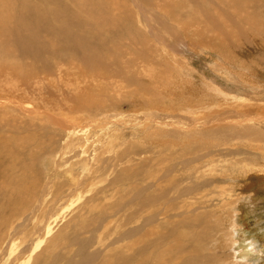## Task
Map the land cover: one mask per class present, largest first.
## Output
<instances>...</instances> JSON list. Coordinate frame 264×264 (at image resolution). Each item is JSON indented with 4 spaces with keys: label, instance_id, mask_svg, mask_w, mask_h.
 <instances>
[{
    "label": "rangeland",
    "instance_id": "374dc122",
    "mask_svg": "<svg viewBox=\"0 0 264 264\" xmlns=\"http://www.w3.org/2000/svg\"><path fill=\"white\" fill-rule=\"evenodd\" d=\"M134 1H122L124 5L117 6L124 9L114 11L115 14L123 13L117 20L119 23L124 21L121 24L123 26L118 22L110 21L105 27L106 34L99 30L94 32L99 36L113 35L116 46V51L113 53L117 56H123L132 51L131 53L135 52V55L141 58L140 60L151 59L157 63L155 70L149 74V78L139 67L127 68L125 66L127 59L113 60L114 63H109L106 57L107 50H98L100 46H96L95 50H97V56L100 55L99 61L104 70L112 71L113 76L117 77L116 82L119 78L125 81H120L124 83L122 86L118 82L117 94H114L116 97H112L113 92L110 90L112 100L114 98L117 101L116 105L120 109L117 107L112 114L107 113L108 121L111 122L102 127L96 121L93 123L92 119L89 121L88 112L70 109L77 103L78 97L84 94L75 86V88L67 86L65 79L63 80L64 72L59 75L57 70L58 67L62 71L64 69L62 64V66L60 63L57 64L59 57L62 60L67 53L79 54L77 45L79 48L80 40L78 42L76 39L80 38L78 28L80 29V24L85 19L84 13H77L78 9L75 5L82 7L83 0H0V9L6 6L13 8L14 12L10 15V17L14 16L10 32H15H13L15 36L12 34L11 39L15 37L13 46L16 50H12L10 60L16 62L19 60L17 63L21 66L23 73L29 75V71L34 72L24 78L18 75V79L16 74L11 72L12 69H9L10 72L0 71V132L3 135L0 143L10 146L9 148L19 146L18 149L15 148L17 151L14 155L1 154L0 161L2 163L6 160L19 161V172L23 166L28 165L39 175V182L35 185H29V179L12 183L13 188L8 190L9 193L15 188L17 191H27L21 195L19 202L0 196V264H115L113 256L126 257L128 254L126 245L134 234V232L131 233V228L136 227L138 231H142L143 219L150 216L144 212L140 200L136 199L145 175H147L146 183L151 197L149 208L160 216L159 222L174 226L179 224V218L183 219L189 215H198L205 219L212 218L213 215V217L218 216L221 220L220 224L216 226L217 228L215 227V231H212L210 235L212 239L207 238L208 244L212 247L210 250L213 255L216 254L217 260L220 261L224 255H229L230 258L223 260V264H264V181L260 180L264 179L263 174L254 173L242 178L238 172L241 166L248 167L250 164L251 167L253 162H258L256 166L262 167L263 164L264 167V40L256 31L251 33L254 28L235 19L230 22L235 23L234 26L227 25L226 35H219L221 38L218 35L214 36L211 32L201 37L202 28L193 29L190 25H182V21L187 19L190 8L199 5L198 0ZM208 1L214 2V0ZM216 1L214 8L221 13L225 7L224 0ZM169 5L174 6L178 17L169 15L167 8L164 9ZM261 9L264 13V7ZM14 10L18 13L16 11L15 14ZM34 11H41L40 16L35 15ZM30 13H33L35 17L30 18ZM214 18L216 20V17ZM45 21L46 23L49 21L48 26ZM43 26L50 27L44 30ZM50 28L56 30L52 31ZM241 28L246 33L238 30V34L235 35L234 30ZM35 30H38V33H35ZM57 30L60 32L64 30L60 36L65 34V37L64 39L60 37L63 41L59 43V46L64 44L63 50L48 48V44L37 38L38 34L43 35L47 32L59 36L55 34ZM87 32L82 33L87 36L91 34L88 30ZM128 32L144 36L148 43L143 44L144 41L137 40L141 43L137 45L138 50L130 47L123 41V36ZM141 48L144 51H141ZM7 60L9 57L4 59L5 65ZM174 63L181 67L177 68ZM114 64L117 65L118 72ZM8 74L18 81L11 79ZM123 76L126 77L123 78ZM94 82L96 84L97 81ZM98 83L102 84L100 81ZM138 85L141 92L137 89ZM125 88L130 89V92L124 90ZM106 90L109 91V89ZM110 91H106V96L111 94ZM180 106L183 108L187 106L186 109L193 111L188 115V111L180 109ZM201 110L212 112L205 115L197 113ZM241 110H249L251 116L258 113L261 118L253 117L254 119L248 122H240L241 115L235 111ZM69 114L71 118L79 116L83 121L80 123L85 129L93 130L89 133L93 136L89 137V148L87 145L79 146L78 153H74L77 149L71 147L77 141L75 135H66L62 138L58 136L60 131L63 133L62 126L70 124L66 120ZM99 114V118L106 119L104 114ZM146 117L150 118V122L157 120L160 123L157 125L150 123L149 128L161 127L163 131L174 134L176 144L159 146L153 144L156 142L149 143L151 137L149 139L144 137L142 132L143 118ZM100 126L104 130L108 128L110 132L113 130L121 140H123L121 137L123 134V138L126 136L124 138L126 142L119 145L122 142L116 137L114 151L98 147L96 141L99 142L104 137L103 135L100 136L102 139L99 138L101 135L99 132L102 131ZM65 132L68 131L65 130ZM23 135H25L23 141L20 142L19 138ZM203 140L214 142L216 146L212 145L210 149L201 148L198 145L203 143ZM129 141L130 144H128ZM103 143L106 145V141ZM141 145H145L144 150ZM127 146H131L132 149ZM85 148L88 151L82 153V149ZM160 148L168 149V151L164 150L162 155H167V158L171 159L163 164L152 161V167L143 168L139 165L150 150L151 153L154 152L150 154L151 157H155L158 154L157 150L161 152ZM127 150H133L129 161L126 157ZM235 151L240 152L237 157H244L245 161L231 163L232 159L227 153L232 154ZM213 152L215 154L209 166L214 169V172L210 174L224 176L225 181L216 183V186L221 187L220 184L223 187L232 186L234 189L232 195L225 194L223 198L218 197L214 201H200L206 200L205 198L187 199V202L193 201L190 211L187 212L183 211L184 204L178 207L179 200H174L176 207L171 211L169 200L173 189L186 185L191 187L193 184L190 179L194 176V159L205 153L213 154ZM93 153L96 163L93 161ZM121 153L123 155L118 156ZM82 158L89 161L91 171L84 170L79 173L76 170L75 163L78 164ZM167 166L173 168L170 174L165 171ZM126 168H132L135 173L132 172L123 179L121 175ZM251 170L256 171L253 168ZM6 191V188L0 187V195ZM215 196L214 194L213 197ZM230 205H234V208ZM226 209L232 211L234 220L229 213L223 212ZM168 212L172 215L171 217H162ZM228 232L231 233V238ZM223 234L228 235V238L224 239ZM203 244L205 245V241Z\"/></svg>",
    "mask_w": 264,
    "mask_h": 264
},
{
    "label": "bare ground",
    "instance_id": "6f19581e",
    "mask_svg": "<svg viewBox=\"0 0 264 264\" xmlns=\"http://www.w3.org/2000/svg\"><path fill=\"white\" fill-rule=\"evenodd\" d=\"M122 1H127V0H83L82 7H80L78 5H75V7H77V9H78L77 13L78 14L80 12L84 13V17L83 18L85 19V21L83 20L84 22H82V24H80V29L78 28V30H80V38L77 37V39H76V40H78V42L80 40V47L78 48V45H77V50H79V54L75 55L74 53H72L73 52L72 51L71 53L74 54V55H69V53H67V54H65V58L63 57L64 59L60 60V57L57 59V64L60 63V65L62 64L63 66L62 65L61 66L64 67L63 71L61 70L60 67H58L57 70H58V74L59 75H60L61 72H64L65 75L63 77V80L65 79L64 82L66 81V85L70 86L71 88H75V87L77 89L79 88L80 92L84 94L83 96L80 95L78 97V99L76 100L77 103L75 104L76 106L72 105L70 109L88 112L89 121H90V119H92L93 123H94V121H96L100 125H102V127L107 125L109 122H111V121H108L107 113L111 112V114H112L113 110L118 107V105H116L117 101L114 98L112 100V97H116L114 94H117L116 86H117L118 82L120 83V86H122V85H124V83H122V82H125V81H122L121 78H119L118 82H116L117 81L116 80L117 77L113 76L112 71H105L104 70V68L101 66L100 61H99V57L98 56H100V55L97 56V53H96L97 50H95V49H97L96 46H100L98 48V50L99 49H106L107 50L106 57L109 59V63L110 62L114 63L113 60H120V59H123V58L127 59L125 61V66L127 68H134L135 69V68L139 67L145 73L144 75H147L148 77H149V74H152V72L155 70V65L157 63V62L155 63V62L151 61V59L140 60L141 58L136 56L135 52L131 53L132 51L131 52H127L123 56L122 55L117 56L116 53H115L116 55L113 53V51H116V48H115L116 46H115V43H114L115 38L113 37V35L111 34V36H109V37H106V35L99 36V35H96L97 34L96 32H94V31L99 30L103 34H106L105 33L106 32V28L105 27H106V25L107 26L109 25L110 21H115V22L119 23V21H117V20H118V18H121L120 14H123V13H120V11L123 10L124 8L123 7H118V6L124 5V4H122ZM198 1H199V5L198 6L194 5V8H192V9L190 8V12L187 14L186 21H182V20L181 21H182V25L183 26L190 25V26H192L193 29L202 28L201 31H200L201 37L203 35H206L208 32H211L212 34H214V36L218 35V37H219V35L220 36L224 35V34L226 35V27H227V25H229L231 27L234 26L235 23L232 24L230 22L232 21V19H235V20H237V22H239L241 20L243 23L251 26V28H254V29H252L251 33L256 31L258 36H260L262 38V40H264V13H263V9H261L262 7H264V0H224V6L226 8L223 7V11H221V13H219L214 8V6L216 5L215 2L217 3L216 0H214V2H209L208 0H198ZM221 6H219L220 9H222ZM260 6H262V7H260ZM5 7L6 6H4L3 8L0 9V56H1L0 60H2V61H0V71H2V72L4 70L9 71V69L10 70L12 69L11 72L13 71L14 74H16L15 75L16 78H18V75L21 76L22 78L28 77L29 75H32L34 72L33 71H29L30 72L29 75H28V73H23V70L21 69V66L17 63L19 60L17 62L14 61V60H12V61L10 60V59H12L10 57V56H12V50H16L15 47L13 46L14 45L13 40H14L15 37L13 38V40L11 39V37L15 36V34H13L14 31L10 32V29H11V26H12L11 24H12L13 19H14V16L10 17V15H11V13H14V12H13V8H9V7L5 8ZM166 8H167V10H166ZM55 9H58V8H55ZM164 9L169 13V15H171L173 17H178V12L176 13V10H175L174 6H170L169 5V6L164 7ZM115 10L116 11L120 10L119 11L120 14H118V13H117L118 15L115 14V12H116ZM261 10H262L263 14L261 13ZM16 11H15V14H16ZM225 11H226V13H225ZM24 12L26 13V11H24ZM128 12L130 13V9H129ZM17 13H18V11H17ZM33 13L35 15H37V16H40L39 14L41 13V11H34ZM33 13L32 14L30 13V18L31 17L32 18L35 17V16L33 17V15H34ZM52 13H53V10H52ZM223 13H225V15H222ZM19 15H21V12H19ZM55 15H56V12H55ZM214 17H216V20H215ZM23 18L21 17V19H23ZM16 20H18V19H16ZM23 20H25V19H23ZM46 21H45V23H46ZM48 22L46 23V25L49 24ZM24 23L28 24L27 22H24ZM122 23H119V24L121 25ZM37 24H35V25L37 26ZM40 24H42V23H40ZM128 25H130V24H128ZM160 25H162V24H160ZM27 26H29V25H27ZM47 26H45V27L43 26L44 30H46V29H48L50 27V26L49 27H47ZM121 26H123V25H121ZM29 27H31V26H29ZM29 27H28V30H30ZM43 27H41V28L43 29ZM34 28H35V26H34ZM34 28H33V30H34ZM55 30L56 29H54L52 31H55ZM87 30L91 33L88 36H87V34L84 35V33H82V32H87ZM238 30H241L242 32L246 33V31L241 28V29L234 30L235 33H236L235 35L238 34ZM37 31L35 30L34 32L38 33ZM40 31H43V30H40ZM63 31L64 30H62V32ZM24 32H26V31H24ZM56 32H55V34H57L59 36H56V35L52 34V32H49V33L48 32L47 33L44 32L45 34H43V35H41V33L38 34L39 36H37V38L40 39L41 41H43V43L48 44V48H51V49L60 48V49H62L63 48L62 46H64V44L61 42L63 45L59 46V43H60V41H63V39L65 37V34H64V36L63 35L60 36V34L62 32H60V30L58 31L59 34H58V32L57 33ZM66 33H68V32H66ZM12 34H13V36H12ZM196 34H197V32H196ZM197 36H198V34H197ZM245 36H246V34H245ZM258 36H256V37H258ZM60 37H63V39L60 40ZM229 37H231V36H229ZM239 37H241V36H239ZM22 38H24V37H22ZM35 38L36 37H34V39ZM219 38H221V37H219ZM158 39L160 40L161 38H158ZM20 40L24 42V40H22V39H20ZM137 40H140L142 42L144 41L143 44L144 43H146V44L148 43V41L144 38V36L142 37V36H139L138 34H135V33H132V32H128L126 35L123 36V41L126 42L130 47L136 48V50H138L137 45H141V43L138 42ZM174 40H176V39H174ZM225 40H227V39H225ZM161 42H162V40H161ZM161 42H159V43H161ZM223 42H221V43H223ZM154 43H156V42H154ZM23 44L25 45V43H23ZM73 48H74V46H73ZM71 49L69 48V50H71ZM124 49H122V50H124ZM142 50L143 49L141 48V51ZM161 50H163V49H161ZM174 51L175 50H173V52ZM141 54H143V53H141ZM56 55H58V54H56ZM18 56H16V57H18ZM37 56L38 55H36V57ZM6 57H9V60H7L8 62L5 65L4 59H6ZM178 58H179V56H178ZM123 60H121V62ZM170 60H172V59H170ZM158 61H160V60H158ZM104 62H105V60H104ZM104 62H103V64H104ZM118 63H120V62H118ZM7 64H11V65H7ZM116 64H114V65H115L116 70H117V65ZM175 65L177 66V68L181 67V65H179V64L178 65L175 64ZM176 66H174V67L176 68ZM108 68H107V70H109ZM123 69H124V67H123ZM118 71L119 70H117V72ZM128 72L129 71H127V73ZM58 74L56 73V75H58ZM136 74H137V72H136ZM170 74H172V73H170ZM188 74H190V73H188ZM191 74H193V73H191ZM196 74H197V72H196ZM12 75H13V73H12ZM12 75L10 74L9 77L11 79H13V80L16 79ZM59 75H58V77H60ZM35 76H36V74L34 75V77ZM112 76H113V78H112ZM126 76H123V78L126 77ZM141 76H139V77H141ZM184 76H186V75H184ZM190 76H192V75H190ZM37 77H38V73H37ZM148 77H146V78H148ZM170 78L173 79L172 77H170ZM61 80H62V78H61ZM15 81H18V80L16 79ZM87 81H88V83L92 82V84L86 83ZM94 81H97V82L100 81V82H102V84L99 85L100 83L97 84V82L95 84ZM120 81H122V82H120ZM188 81H190V80H188ZM112 82H113V85H112ZM80 83H82V84H80ZM7 84L8 83L6 82V85ZM80 85H84V86H80ZM110 85H111V87L109 88ZM159 85L161 86V84H159ZM165 86H166V84H165ZM185 87H186V85H185ZM8 88H10V87H8ZM97 88H99V90ZM126 88L124 90L130 92V89L128 88L129 90H127ZM130 88H132V87H130ZM106 89H109V91L111 90L113 92V96H112L111 91H110L111 94L108 93L109 95L106 96L105 93L109 92ZM137 89L140 91L139 85H138ZM144 90H145V88H144ZM201 90H202V88H201ZM104 91H105V93H103ZM120 92H122V91H120ZM143 95L145 96V94H143ZM117 98H119V97H117ZM169 98H170V96H169ZM145 99H147V98H145ZM117 100H120V99H117ZM148 101H149V99H148ZM231 103H229V104H231ZM231 106H232V104H231ZM121 107H123V106H121ZM186 108H187V106H186ZM186 108H183L182 106H180V109H182V110H185ZM144 109H142V111ZM114 111H116V110H114ZM121 111H124V110L121 109ZM186 111H188L187 114L189 115L191 113V111H193V110L189 111L188 109H186ZM211 112L207 111V110H201V111H198L197 113H204V115H205V114H208V113H211ZM235 112H237L238 115L239 114L241 115L240 122H242V121H247L248 122V121H250V120H252L254 118H259L260 117V115L258 113H256L253 116H251V112L249 110H241V111H235ZM80 113H83V112H80ZM99 113H101V115L104 114V116H106V119L103 118V117L99 118L100 117V116H98V115H100ZM75 114H77V113H75ZM70 115L71 114H69V116L66 117V120H68L70 124L68 126H65L67 124L62 126V132L63 133H61V131H60L58 136H59V138H62L64 136H66V135L67 136L75 135L77 141L75 143H73V145H71V147H74V148L77 149V150H75L74 153H78V147L79 146H84V145L88 146L89 145L88 144L89 143V137H93L92 134H89V133L92 132L93 130L89 131L90 128L89 129H87V128L85 129L84 125L80 123V122H83V121H81L79 116L71 118ZM195 115H196V111H195L194 116ZM221 116H223V115H221ZM222 118L225 119L224 117H222ZM128 121H130V120H128ZM210 122H211V120H210ZM259 122H260V119H259ZM150 123L154 124V125L160 124V123H158L157 120L155 122H150V118H148V117L143 118V129L141 128V126H140V128L142 129L144 137H148V139H149V137H151V140L149 141V143L150 142L151 143L152 142H156V143H153V144L159 145V146L170 145V144H174L175 145L176 144V142H175V138L176 137H175L174 134H169V133L163 131L161 129V127L151 126L149 128V124ZM130 124H131V122H130ZM88 125L90 126V123ZM223 126H225V125H223ZM95 127H97V126H95ZM116 128H114V129H116ZM95 129H97V128H95ZM107 129L106 130H104L103 128L100 129L102 131L99 132V133H101V135H99V138H101L100 136H103V135H104V137H103V139L101 138L102 139L101 141H99V142L96 141V144H97L98 147H100L102 149L114 151V146H115L114 142L117 141L116 140L117 138L120 139V137H117V135L114 133L113 130L110 132V130H107ZM131 129H133V127ZM65 130H67L68 132H65ZM100 130L98 128V131H100ZM119 130H122V129H119ZM115 132H118V131H115ZM96 133H98V132H96ZM138 133L139 132H137V134ZM24 136L25 135L20 136V138H19L20 142L23 141ZM77 136H79V137H77ZM201 136L203 137V135H201ZM121 137H122L123 140L120 139V141L122 143H119V145H123L126 142L125 139H124L126 136L123 138V134H122ZM136 138H137V136H136ZM136 138H134V139H136ZM1 140H3V135L0 132V141ZM142 140H145V139H142ZM196 140H197V137H196ZM204 140H203V143H201V144L198 142L199 143L198 146H200L201 148H205V147L209 148L212 145L216 146L214 142H209V141L204 142ZM105 141H106V145L103 143ZM201 141H202V138H201ZM142 142H144V141H142ZM181 142H184V141H181ZM128 144H130V141L128 142ZM202 144H204V145H202ZM145 145H147V144H145ZM145 145H141V147H143V150L145 149L144 148ZM9 147L10 146H8V145H4V144L0 143V156H1V154H6L7 155L9 153H10V155H14L16 153V151H17V150H15V148L16 149L19 148L18 145H16L15 148H12V147L9 148ZM127 147L131 148V146H127ZM88 148H89V146H88ZM148 148L149 147H147V149ZM140 150H142V149H140ZM160 150H161V152L157 150V153L159 155L156 153L157 155H155V157H153V156L151 157L150 154H153L154 152L151 153V150H150V153L147 156L145 155L144 158H142L143 162L141 164H139V165L141 167H143V168L152 167L151 164H153V163L163 164L166 160L171 159L170 157L167 158V155L166 156L162 155L164 150L168 151V149L166 150L165 148H160ZM87 151H88V149H86V148L82 149V153H84V152L86 153ZM143 152L145 153V151H143ZM207 153L203 154L201 157H198V158L194 159V166H193L194 176L190 179L191 183H193L192 186L191 187H187V185H186L184 187H177V188L173 189L172 195H171V199L169 200V204H171L169 209L171 211L173 209H175V207H176V204L174 203V200H179V204L180 205L178 207H181L182 204H184L183 205L184 206V210L183 211L187 212V211H190L191 206L193 204V201L187 202V199L198 200V199L205 198L206 200H200V201H208V200H213L214 201V199H217L218 197L223 198L225 196V194L230 195L234 191L232 186L223 187V185H221V184H220L221 187H217L216 186V183L221 182V181H225V177L220 175V174L219 175L210 174V173L214 172V169L211 168L209 165L213 161L212 157H213V155L215 153L214 152H213V154L210 153V155H208ZM146 154H147V152H146ZM239 154H240V152H238V151H235L232 154L227 153L228 156L230 155L229 158L232 159L231 163L233 162V163H236V164L238 162L245 161L244 157H241V156L237 157ZM121 155H123V153L119 154L118 156H121ZM131 155H133V150H127V153H126L127 161L130 160ZM94 156H95V154L93 153L92 157L94 158ZM198 156H200V154H198ZM221 156H223V155H221ZM112 157H113V155H112ZM134 157H135V155H134ZM134 157L132 156V158H134ZM85 158H82L81 160H79L78 164L75 163V165L77 166L76 170H78L79 173L83 172L84 170L85 171H89L90 170L89 161H87L86 160L87 158L86 159ZM88 160H89V158H88ZM93 161L96 163V159L95 158H94ZM152 161H153V163H151ZM255 164H258V162L257 163L256 162L251 163V167H250V164H248V167H247V165L241 166L240 168L238 167L239 168L238 172L241 174V177L242 178H246V177H249L250 175H252L254 173H262L263 174L262 177L264 178V167H263V164H262V167H261V165H257V166H259V168ZM18 165H19V161L15 162L14 160H6L4 163H2L0 161V187H4V188L7 189V191L3 195H0V196L1 197H8L9 199L12 198V200L15 201V202H19L20 199H21V195L26 193L27 191L26 192H21V191H17L16 188H15L12 192L9 193L8 190L13 188V184L12 183H16L17 180H21V179H29L30 180L29 185H35L36 183L39 182V175L33 170L32 167H30L28 165H25V166L22 167L21 171L19 172ZM226 166H228V165H226ZM251 168H253L256 171L252 172ZM131 169H128V168L124 169V171L122 172V175H121L123 179L127 178L132 172H133V174L135 173V170L132 169V171H131ZM165 171L168 174H170L173 171V168L171 166H167V167H165ZM90 177H93V176H90ZM146 179H147V175H145L143 177V180H142L143 184H142V186L140 188L138 197L136 199L140 200L141 206L144 208V212L149 214L150 216L147 219H143L144 228H143L142 231H138V229L136 227H132L131 228V233L134 232V234L132 235L133 236L132 239H130V241H128V244L126 245V247H128V254H127L126 257L122 256V255L113 256L112 259H113V262H115V264H214V263L215 264H223V260H227L228 258H230L229 255L228 256L224 255L223 259H220V261L217 260L216 254L213 255V253L211 252L212 247H210V244H208L209 240L207 238L212 239V236H210L212 231L215 229V227L218 224H220L221 220L219 219L218 216L217 217H213L214 216L213 215L212 218L205 219L204 217H199L198 215H189L188 217H184L183 219L179 218V224L178 225H174V226L173 225L172 226L171 225L167 226L164 223H162V221L159 222L158 218L160 216H158L157 214L152 212L150 210V208H149V205L151 203V197L149 196V193H148V184L146 183ZM120 180H122V179H120ZM260 180L264 181V179H260ZM80 182H82V181L80 180ZM241 185L243 186V184H241ZM214 194L216 195L215 197H213ZM211 196H212V198H211ZM199 204H198V206H199ZM230 207L234 208V205H230ZM203 208H204V206H203ZM232 208H231V210H232ZM229 209L223 210V212L224 213H229V215L232 217V220H234V215H233L232 211L229 210ZM163 216L164 217H171L172 215H170V212H168V213H164V215H162V217ZM130 220H131V218H130ZM231 221H230V223H231ZM48 231H49V227L47 229V232ZM218 232H219V230H218ZM228 234L230 235L229 238H231V233L228 232ZM223 238L224 239L228 238V235L223 234ZM203 241H205V245L203 244ZM229 241H230V239H229ZM227 243L230 244L231 242H227ZM205 250H206V252H205ZM111 264H113V263H111Z\"/></svg>",
    "mask_w": 264,
    "mask_h": 264
}]
</instances>
